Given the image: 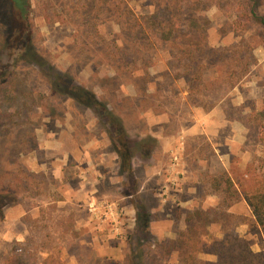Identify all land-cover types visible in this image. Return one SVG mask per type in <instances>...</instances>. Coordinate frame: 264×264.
I'll return each mask as SVG.
<instances>
[{
    "label": "rangeland",
    "instance_id": "obj_1",
    "mask_svg": "<svg viewBox=\"0 0 264 264\" xmlns=\"http://www.w3.org/2000/svg\"><path fill=\"white\" fill-rule=\"evenodd\" d=\"M124 1L137 16L153 13L155 0ZM30 2L34 48L46 64H16L0 91V191L11 188L13 201L0 216V264L25 242L62 264H126L130 236L133 244H151L146 250L157 264H179L175 252L163 256L153 244L173 240L185 228V212L224 208L215 179L226 174L241 196L264 188V143L258 139L264 120V38L259 28L239 17L237 0H180L176 17L188 33L185 40L196 38L192 19L205 31L207 44L202 82L189 94L175 50L177 59L156 46L145 58L122 51L124 64L114 73L116 64L101 47L115 38L118 47L132 44L117 37L116 15H98L97 32L105 41L95 46L85 36L83 47L79 32L86 27L85 18L92 17L70 9L73 0ZM256 12L264 15V0ZM11 16L9 1L0 0V64L5 65L10 62L5 44ZM85 30V35L91 33ZM233 69L243 73L230 88L223 78L236 75ZM143 72L147 85L133 83ZM57 73L107 104L120 118L132 150L146 141L149 154L145 159L135 154L130 180L120 173L101 120L53 92L49 79ZM221 73L224 77L218 79ZM100 171L94 199L89 193V199H82L79 190L92 187L81 175L92 182ZM138 204L145 207L146 229L136 220ZM227 212L237 235L254 252L264 251V235L244 200ZM209 231L220 235L218 225ZM200 258L215 261L210 255Z\"/></svg>",
    "mask_w": 264,
    "mask_h": 264
},
{
    "label": "trees",
    "instance_id": "obj_2",
    "mask_svg": "<svg viewBox=\"0 0 264 264\" xmlns=\"http://www.w3.org/2000/svg\"><path fill=\"white\" fill-rule=\"evenodd\" d=\"M8 1L11 4L12 13L11 33L6 40L5 47L9 50L8 58L10 62L7 65L0 64L5 68H0V91L14 73L16 64L26 60L34 66L44 67L46 64L44 59L38 56L34 48L32 36L34 33V22L30 0ZM67 1L69 2V0ZM160 1L164 2V7L161 11ZM179 3L180 0H155L153 13L143 16L135 15L124 0H73V4L69 8L75 9L77 15L80 14L82 17L89 19L92 17L90 20L94 21L93 24H89L90 20L88 21L86 18L84 20L85 28L89 29L91 33L85 35L87 33L85 28H82L79 32L84 39L83 47L87 45L85 36H88V42H95V46H98V44L96 45L98 40L102 43L105 41L97 32V27L100 25H98V15L109 13L110 15H116L120 19L118 23L116 22L119 26V35L117 37L123 40L127 39L132 44H127L129 48H127V45L118 47L115 44V38L101 47L106 51L105 57L107 59L110 58L109 61H113L116 64L114 73H117L120 66L124 64L122 62V51L131 50L133 53H142V57L145 58L147 56L146 51H151V47L154 48L156 46L161 51H171L172 59H177V56L172 53L175 50L179 53L182 60L185 61L183 65L182 60L178 61L177 66H181L183 69L185 73L183 78L187 85H190L188 93L192 94L193 89L198 86L195 83L202 82L203 79L204 64L202 63V52L207 49L206 34L202 28H198V22H194L191 19L189 22L190 31L195 34L196 38L193 41L185 40L188 33H183L180 29L182 26H179L180 19L176 17L180 6ZM237 3L239 5V17L256 25L260 30V36L264 38V15L256 12L259 0H237ZM198 32L201 34L197 36ZM120 34H123V36L120 37ZM99 45L101 46L102 44L99 43ZM233 56L234 60L236 55ZM233 63H237V61L235 60ZM229 66H227V72L231 68ZM7 67H11L13 70H8ZM174 70L176 71L178 68L176 67ZM231 71L232 74L237 73V70L233 69ZM167 73L169 72L165 73L169 78L170 75ZM242 73L243 71L240 70L238 75L236 74L237 76L229 75L228 80L226 78L223 79H225L230 88H233L242 78ZM222 77L224 76L221 73L218 79H222ZM115 79H117V76ZM148 80V74L143 72V77L140 79L134 77L133 83L142 81V83L147 85ZM49 84L55 94L69 99L76 106L88 110L101 120L109 139L110 147L119 160L120 173L130 180L132 176L131 162L135 154L139 152L141 158L144 159L149 154V151L143 147L146 145V141H139L135 145L136 148L132 150L120 118L93 91L76 84L70 76L57 73L49 79ZM263 117L262 119H264ZM258 133L259 141L264 143V120L259 122ZM213 182L215 189L221 190L223 194L221 202L224 208L222 206L207 210L198 209L193 212H185L183 217L185 228L178 231L176 237L171 241H167L166 244H161L160 242L153 244L154 249L157 252L160 251L159 253L162 252L163 256H168L171 252H175L179 264H264V251L254 252L245 239L237 235L235 232L237 225L230 226L231 215L227 212L231 205L241 199L244 200L251 211L254 224L264 235V188H255L251 193H244L241 196L232 179L226 174H222L220 179H215ZM10 189L7 188L0 191L1 217L3 216V207L13 202L9 196V192L12 191ZM132 190L138 191L134 187ZM135 208L137 223L146 229L148 227V219L144 213V205L138 204ZM213 225L219 226L220 235L218 237L209 231ZM131 238V236L128 238V245L131 247L129 246L126 264H157L154 257L150 256V252L146 250V247L151 244L149 242L143 244L139 240L133 244ZM25 243L19 252L12 250L10 256L2 264H62L59 260L52 261L51 256L47 252L37 251V248L35 249L33 245ZM42 254H45L46 257L42 258L40 256ZM200 255L214 256L215 261H205L200 258Z\"/></svg>",
    "mask_w": 264,
    "mask_h": 264
},
{
    "label": "crops",
    "instance_id": "obj_3",
    "mask_svg": "<svg viewBox=\"0 0 264 264\" xmlns=\"http://www.w3.org/2000/svg\"><path fill=\"white\" fill-rule=\"evenodd\" d=\"M87 165L89 166L90 164H87ZM91 168L93 169L94 167L91 166ZM100 176H101V171L95 174V177H93L94 180L92 182H88L87 181V176L86 175H81V177L84 179L83 182L85 184H90L91 187H92V189H88L87 188L85 190V192H83L82 189L79 190V191L82 192L81 193L82 199H89L90 197L88 196V193L91 194V196H92L91 198L94 199L93 195H94V193H96L98 191V189H96V184L98 183V181L100 182L101 178H98Z\"/></svg>",
    "mask_w": 264,
    "mask_h": 264
}]
</instances>
